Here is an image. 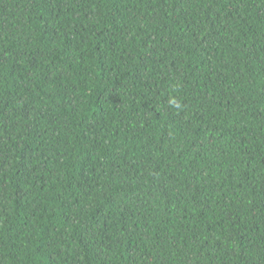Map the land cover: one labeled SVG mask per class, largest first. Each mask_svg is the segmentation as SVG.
Wrapping results in <instances>:
<instances>
[{"label": "trees", "instance_id": "trees-1", "mask_svg": "<svg viewBox=\"0 0 264 264\" xmlns=\"http://www.w3.org/2000/svg\"><path fill=\"white\" fill-rule=\"evenodd\" d=\"M0 264H264V0H0Z\"/></svg>", "mask_w": 264, "mask_h": 264}]
</instances>
